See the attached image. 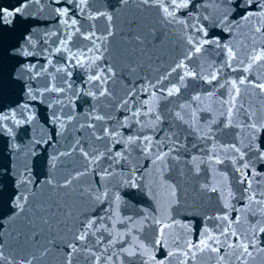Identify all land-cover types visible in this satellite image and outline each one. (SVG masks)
Listing matches in <instances>:
<instances>
[{
	"label": "water",
	"instance_id": "95a60500",
	"mask_svg": "<svg viewBox=\"0 0 264 264\" xmlns=\"http://www.w3.org/2000/svg\"><path fill=\"white\" fill-rule=\"evenodd\" d=\"M164 2L174 7L171 0ZM260 3L190 0L176 11L183 22L170 24L162 8L141 0H0V16L2 10L13 13L7 22L0 19V240L5 255L39 256L46 248L33 264H66L68 245L75 244L80 251L72 264H96V257L99 264H142L148 256L155 257L148 264H158L168 251H186L187 242H197L205 227L218 233L227 222L216 218L225 213L241 218L233 225L241 235L264 219L242 210L249 193L247 183H240L245 173L257 196L264 191V161L256 158L264 137L252 141L248 127L253 120L264 121V93L254 87L264 83V61L245 71L250 57L264 50V17L242 18L259 13ZM190 37L211 43L196 53ZM181 62L184 67L173 72ZM186 71L195 75L184 76ZM97 75L100 80L89 79ZM173 86L179 92L167 96ZM233 96L232 126H227ZM136 110L139 117L133 116ZM252 112L256 115L249 119ZM143 136L151 137V155L139 140L128 143ZM250 142L252 151L246 147ZM170 148L175 150L167 167L153 164ZM217 158L222 162L217 164ZM65 180H71L67 188H54ZM18 195L28 198L24 211L15 206ZM226 201L235 211L225 207ZM49 205L56 214L44 225L39 216L46 213L40 209ZM91 219L100 231L84 241L74 239ZM33 232L39 233L35 246ZM118 235L120 241L113 244ZM231 242L237 243L234 237ZM133 243L143 255L122 251ZM184 259L174 256L164 264ZM187 264H218V259L204 252ZM249 264H264V254Z\"/></svg>",
	"mask_w": 264,
	"mask_h": 264
},
{
	"label": "snow or ice",
	"instance_id": "6c2138e0",
	"mask_svg": "<svg viewBox=\"0 0 264 264\" xmlns=\"http://www.w3.org/2000/svg\"><path fill=\"white\" fill-rule=\"evenodd\" d=\"M122 3H128V0H121ZM190 0H171V5L174 7L166 5L164 0H141V3L144 5H157L158 7L163 9L164 12V17L163 19L168 22V23H182L183 21L176 16V11L181 9V8H187L189 5ZM254 0H246V6L251 7L253 5ZM261 11L259 13H253L249 12L245 14L242 18L244 20H250V17L252 15H258L261 17H264V0H261L260 3ZM4 12L3 16H0V19H3L7 22V17L12 16L13 13L9 12L7 10H2ZM19 11V9H17ZM207 18V17H205ZM109 20H111V16L108 17ZM75 23V21H73ZM199 31H203L204 35H207V32L204 31L202 28L199 29ZM256 32H261L262 29L261 27H257L255 29ZM92 35H95L93 33ZM108 35H112L111 32L108 33ZM89 37H85V39H88ZM106 39V37H105ZM139 39V38H137ZM95 43V41H94ZM188 43L192 44L195 52L199 53L203 47V44L205 43H211V41H203V43H196L193 38L188 39ZM106 50V49H105ZM99 58V57H97ZM229 58L233 59L232 52L229 51ZM251 64H249V67L245 69V71H248L253 65L264 61V50H261L260 52L255 53L250 57ZM78 63L83 66V61H78ZM184 64L183 62L177 64L172 71H176L178 68H183ZM109 71L111 72V68H109ZM195 73L192 72H185L184 76H193ZM184 76L180 77L181 81H183ZM165 79L167 78L166 76L164 77ZM90 80H100L101 77L99 75L97 76H91L89 78ZM212 79H215V76H212ZM247 78L240 79L239 83L244 84L245 80ZM106 82V81H104ZM210 82V81H209ZM151 87H155V85H150ZM254 87L259 88L261 93H264V83H257L254 85ZM233 88L235 89L236 94L238 95L240 92L239 87H237L235 84H233ZM53 89H45V91H52ZM56 91H62L61 89H55ZM31 91V90H29ZM179 92V88L173 86L172 88L168 89L167 91V96H173ZM100 95H106V92L101 91ZM153 97H155V93H152ZM163 97H161L162 99ZM195 99H199V97H195ZM235 99L236 97L233 96L232 99L229 101L230 107L228 108V125L227 126H232V116H233V110L235 108ZM125 104L128 103L127 100L124 101ZM145 104L147 101L144 102ZM27 107V105H25ZM184 107V106H181ZM243 108V105L240 106ZM155 111L154 108H148L147 112L152 113ZM238 111V110H237ZM246 111V110H245ZM141 115V112L139 110H136L133 112V116L139 117ZM256 115L255 112H252L249 114V119H252ZM175 116L177 119L183 121L184 117L181 115L180 112H176ZM6 118V117H5ZM97 119H103L102 117H97ZM162 119V117L157 114L155 116V121L159 122ZM20 123H23V121H20ZM137 123H142L139 119H137ZM248 127L251 129V140L255 141L258 136L264 137V121L257 122L253 120L251 124L248 125ZM105 135H112L114 136L115 133H108L106 132ZM140 141L141 143L144 144V150L147 155H151L150 149L152 147V140L151 137L149 136H143V137H136L132 138L130 137L128 140L129 144H136L137 141ZM139 146V144L137 145ZM248 147L249 151H252V144L251 142L246 145ZM175 149L170 148L168 152H163L160 153L155 157L153 160V164H155L157 161H160L163 165V167H167L166 164V159L170 156V154L174 151ZM232 150L233 151H240V149L236 145H232ZM256 152H257V159L264 161V142H261L259 146L256 147ZM86 155V158L91 159L90 157ZM103 153L98 154L95 157V160H99L100 156H102ZM116 156H120L121 153L117 152L115 154ZM244 153L241 152V155L239 159L244 158ZM110 159L112 157H109ZM56 158L54 157V160ZM118 162V161H115ZM217 164L221 163L222 161L217 158L215 160ZM235 163V160L233 161ZM54 167V165H53ZM242 168L247 169L249 167L248 163H244ZM237 171H240V167L237 168ZM106 175H110V173H107V170H105ZM24 181H21L23 183ZM49 185L53 184V181L50 179L47 181ZM240 183H247V188L244 190L245 192H248L249 195L247 196L248 203L247 205L243 206L242 210L247 212L251 211L253 216L259 215L261 217H264V199H261L260 197H264V191L259 192V195L252 190V180L250 175L242 173V179L240 180ZM71 184V180H65L63 184H56L54 185V188H67ZM210 191L216 192L218 189L216 187H211L209 188ZM176 191L173 188L172 189V196L175 197ZM231 192H229V196H231ZM27 196L26 195H18L15 197L14 203L16 208H18L20 211H24V205L27 203ZM97 200L100 199L99 196L96 197ZM23 201V202H21ZM175 203H179L178 200L174 201ZM253 205L256 207L254 208ZM225 207L229 208L231 211H235V209L231 206L230 203L227 201L225 202ZM52 208V205L48 206V209H44L43 206H41V212L46 213L45 215H40L39 219L42 224L48 225L49 224V215H55V212H51L50 209ZM19 213H16L18 215ZM216 219H219L222 224L224 222H227L226 225H224L222 228H220L218 233H214L209 231L207 227L204 228V231L200 234V239L192 243L191 241L187 242V250L186 251H179V252H173V251H168L167 255L164 256L158 264H164L165 260L171 259L174 256H183L185 259L180 261V264H187V261L191 259L192 261L196 260V257L199 253H204V252H211L213 254H216V257L218 259V264H223L226 260L231 264L232 260H237L240 261V264H249V261H255L257 257L260 254H264V219H258L252 222L249 233L245 235L239 234L236 230L233 229L234 224H239L240 223V217H230L228 213H225L223 216L217 217ZM157 223H160L157 221ZM3 226L0 225V228ZM84 231L80 232L78 235L74 237V239L79 240V241H84L89 233H95L100 231V228L96 226V220L91 219L87 221L85 225ZM161 236H163L164 233V227L162 226L160 229ZM39 235L38 232H33L31 236V240L33 245L35 246L36 243V237ZM127 235H131V232L127 233ZM235 238L237 243H232L231 240L232 238ZM120 241V236L118 235L115 239L112 240V243L115 244ZM127 241H125L126 243ZM156 244H162L161 240H157ZM4 247H5V242L0 240V264H33L34 261L41 259L48 251V249H43L40 250L39 256H37L35 253H32L30 255H22L19 257L16 256H6L4 253ZM68 247L71 249V251L67 252L66 255L68 257L66 264H72V256L73 254L77 253L80 251L78 246L75 244H69ZM225 249H231V251H225ZM122 251H124L128 256L134 257V256H139L143 255L140 251V245L133 243L130 244L129 247L123 248ZM89 252L91 250L89 249ZM92 256L95 257V253H91ZM99 257H96V264H99ZM110 259V257H109ZM154 256H148L147 260L143 261L142 264H148L149 261L154 260Z\"/></svg>",
	"mask_w": 264,
	"mask_h": 264
}]
</instances>
